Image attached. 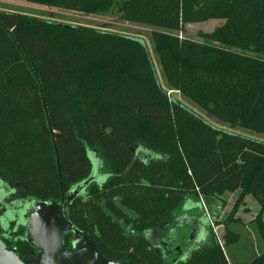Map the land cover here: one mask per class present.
<instances>
[{"label": "trees", "instance_id": "obj_1", "mask_svg": "<svg viewBox=\"0 0 264 264\" xmlns=\"http://www.w3.org/2000/svg\"><path fill=\"white\" fill-rule=\"evenodd\" d=\"M27 1L167 30L151 40L169 89L264 134V0ZM208 19L224 22L200 41L172 33ZM136 144L152 157L134 159ZM0 170L15 175L22 198L44 201L92 177L65 214L114 261L164 264L145 233L187 199L218 209L226 192L238 193L215 221L227 239L211 233L207 248L179 246L181 264H230L224 246L239 236L229 225L241 222L247 195L264 238V139L219 128L168 94L140 37L0 9ZM20 215L1 217L0 237L24 257L36 249ZM247 264H264V248Z\"/></svg>", "mask_w": 264, "mask_h": 264}, {"label": "rangeland", "instance_id": "obj_2", "mask_svg": "<svg viewBox=\"0 0 264 264\" xmlns=\"http://www.w3.org/2000/svg\"><path fill=\"white\" fill-rule=\"evenodd\" d=\"M0 9L22 12L57 22L80 24L140 37L146 44L158 81L160 85L168 91V94L173 95L189 108L202 115L207 121L219 128L237 132L253 138L264 139V134H259L237 126H232L207 115L203 109L188 99L182 97L176 91L169 89L165 82L161 66L151 40V33L154 30L165 32L167 31L165 29L125 21L119 18L118 14L113 12L102 15L82 14L56 7L33 4L27 0H0ZM223 22V19H208L206 21L197 23L185 24L181 30L172 33L183 38L200 41L201 39L197 36L199 32H210ZM131 150L134 159H150L153 155L152 152H147L141 145L138 144L134 145ZM0 190L3 192V194H6L0 202V215L4 211L9 210L16 205H23L26 202L30 203L32 200L30 198H22L19 195L20 185L15 175L11 172L6 171L4 173L3 170H0ZM224 196L225 197H220L218 199L224 204L218 209L212 208L213 211H208V209H206L203 204L204 201L202 202L200 199L198 200L200 202H198L196 199L185 200L184 203L171 214L169 219L162 221L156 228L145 233V235L150 240L152 249L158 253H162L163 248L159 245L167 244L169 237L171 238V236L177 237L178 239L181 237H186V243L191 242V244H187V250L191 248L192 250L204 249L207 248L211 242V237H209V235L211 236V233L215 238H218L220 244L223 245L227 239L226 231L222 224H218L215 221L222 220L226 217L236 197L234 193L228 192L224 193ZM247 198L249 199V202L250 200L255 202V200L250 195H247ZM216 202H214V204ZM239 213L243 214V210L240 209ZM204 220L208 224L206 231L202 227ZM196 223L199 234L198 236L195 235L193 231ZM229 229L236 232L239 236V240L237 242L224 246L225 254H227L233 262L235 260L242 261L244 259H248V257L255 254L262 248V246H264V238L260 234V230L255 223L242 224L239 222H233L229 225ZM192 234H194L193 237H191ZM176 264H181V262L178 261Z\"/></svg>", "mask_w": 264, "mask_h": 264}, {"label": "water", "instance_id": "obj_3", "mask_svg": "<svg viewBox=\"0 0 264 264\" xmlns=\"http://www.w3.org/2000/svg\"><path fill=\"white\" fill-rule=\"evenodd\" d=\"M91 179L77 184L58 201L31 200L21 212L20 220L25 228V240L36 253L20 257L16 248L6 246L0 237V264H127L103 255L91 235L65 214L66 202ZM67 234H71L68 246L64 243Z\"/></svg>", "mask_w": 264, "mask_h": 264}, {"label": "flooded vegetation", "instance_id": "obj_4", "mask_svg": "<svg viewBox=\"0 0 264 264\" xmlns=\"http://www.w3.org/2000/svg\"><path fill=\"white\" fill-rule=\"evenodd\" d=\"M1 191V190H0ZM6 194H2L0 195V202L1 200L4 198ZM28 206V203L26 202L23 205H16L15 207L4 211L1 215H0V221H1V217L5 214V213H12L16 218L18 217V215ZM197 222V221H196ZM207 223L204 222L202 223V227L205 229H207ZM194 234L198 235V229H197V223L193 228ZM194 234H192V237L194 236ZM186 237H181L180 239H178L177 237H169V241L167 242V244H160L159 246L163 248L162 250V256L164 257L165 261L164 264H176L178 261H181L183 258V252H180L177 250V248H179V246L181 247V249L183 248L185 251L187 250V244H191V242H187L186 243ZM186 245V246H185ZM180 252V253H179ZM36 253V252H35ZM34 253V254H35ZM172 261V263H170Z\"/></svg>", "mask_w": 264, "mask_h": 264}, {"label": "crops", "instance_id": "obj_5", "mask_svg": "<svg viewBox=\"0 0 264 264\" xmlns=\"http://www.w3.org/2000/svg\"><path fill=\"white\" fill-rule=\"evenodd\" d=\"M234 195L237 197L238 193L235 192ZM223 197H225V196L222 195L221 198H223ZM236 197H235V199H236ZM235 199H234V201H235ZM244 201H245V205H243V206H241V207L239 208V210H240V209L243 210V214H240V213H239V210H238V212L236 213L235 216L238 217V218H240V220H241L240 223H242V224H243V223L251 224V222H252V220L254 219L255 215L258 213L259 206H258V204L256 203V201L253 202L252 200H250V202H249V199L247 198V196L245 197ZM254 203H256V204H254ZM250 205H251V206H250ZM244 213H245V214H244ZM262 219L264 220V215H263ZM262 248H264V246H262ZM262 248H261V249H262ZM261 249H260V250H261ZM260 250H259V251H260ZM259 251H257L255 254H257ZM255 254H253V255H251L250 257H248V259H244V260H242V261H237V260H235L234 262L230 259V257H229L227 254H226V257H227V259H228V261H229L230 264H235V263H236V264H247V263L253 258V256H254Z\"/></svg>", "mask_w": 264, "mask_h": 264}]
</instances>
